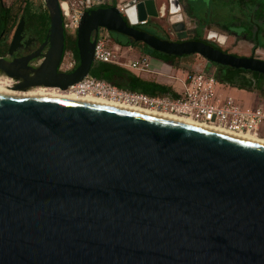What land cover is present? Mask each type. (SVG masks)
<instances>
[{"label":"water","instance_id":"water-1","mask_svg":"<svg viewBox=\"0 0 264 264\" xmlns=\"http://www.w3.org/2000/svg\"><path fill=\"white\" fill-rule=\"evenodd\" d=\"M96 1L76 32L73 73H59L60 0H44L50 30L39 55L0 60V72L65 92L90 75L104 29L167 56L264 75V61L138 27L168 20L181 31V0ZM48 43L41 66L24 71ZM0 264H264V145L125 109L0 93Z\"/></svg>","mask_w":264,"mask_h":264},{"label":"built area","instance_id":"built-area-1","mask_svg":"<svg viewBox=\"0 0 264 264\" xmlns=\"http://www.w3.org/2000/svg\"><path fill=\"white\" fill-rule=\"evenodd\" d=\"M63 3L68 5L65 10ZM65 28L76 35L83 13L72 15L75 5L70 0H60ZM90 9L91 1L83 2ZM119 10L124 11L123 5ZM142 22L140 25H146ZM110 41L104 36H98L94 52V63L114 65L128 71L152 73L149 54H141L136 59H125L124 55L132 53L133 47L121 46L112 49ZM170 84L176 95L150 96L140 92L121 89L105 80L96 79L90 75L79 83L71 86L66 92L81 97H91L105 100L132 108L157 111L189 119L200 125L225 130L235 134H249L264 140V99L255 109H240L232 97L218 96L219 82L214 74L204 71L187 73L181 77L169 75ZM183 89L178 91L176 84Z\"/></svg>","mask_w":264,"mask_h":264},{"label":"flooded vegetation","instance_id":"flooded-vegetation-1","mask_svg":"<svg viewBox=\"0 0 264 264\" xmlns=\"http://www.w3.org/2000/svg\"><path fill=\"white\" fill-rule=\"evenodd\" d=\"M7 2L0 0V60L11 64L38 53L47 42L50 24L48 27L41 24L34 26L24 19L22 40L17 50L11 54L14 37L23 17L18 18L13 11L16 0L10 5H6ZM181 3L184 28H180L181 31L173 29L174 38L166 36L167 40L179 42L178 35L182 34L186 36L185 41H203L225 54L264 61V0H181ZM213 35L216 37H212ZM221 37L224 38L222 43L219 41ZM76 40L77 35L66 30L65 55L59 70L60 74H71L80 64L73 48ZM48 49L49 43L42 50L41 56L22 69L30 71L40 67ZM67 55L70 58V66L63 68ZM210 65L216 67L215 72H218L215 63ZM0 83L6 84L7 91L18 92L24 88H39L22 85L16 79H8L2 72H0Z\"/></svg>","mask_w":264,"mask_h":264},{"label":"rangeland","instance_id":"rangeland-1","mask_svg":"<svg viewBox=\"0 0 264 264\" xmlns=\"http://www.w3.org/2000/svg\"><path fill=\"white\" fill-rule=\"evenodd\" d=\"M7 1L8 2L6 3V5H10L13 0H7ZM70 1L72 4L75 5V8H74L75 12L73 11L72 15L74 13L80 14L87 10V8H85L83 4L85 0H70ZM118 1H121V0H118ZM125 1L126 0H122V3ZM27 2L29 4L32 14H36V15L45 14L46 7H45L44 0H27ZM24 3H25V0H16V2L14 3L13 11L15 14H17L18 18L22 16L23 9H24L23 8ZM112 3H113L112 0H103L102 5H111ZM98 4L99 3L96 0H91V6L94 7V6H97ZM63 7L64 9H67L66 4ZM154 21L158 23L157 25H160L159 26L160 29L157 30L151 23L149 25H139L138 27L162 39L167 40L168 38L166 36H169L172 39L174 38V32L172 31L173 29L171 28V25L168 22V20H164V21L154 20ZM98 36L106 37L110 41L109 47L112 49L116 50L117 48L121 47V44L116 42L115 36L111 35L110 32L105 31L104 29H101ZM133 48H134V51H132V53L124 55L126 60L139 58L141 54H144L143 52L149 50V47L145 44H139L137 47H133ZM149 56L152 58L151 70L154 72L152 76L158 77L162 81L170 82L169 78L167 77L169 75H173V76L176 75V76L181 77L183 75H186L187 73L193 74L195 72H201V71L214 74L216 78L219 75V74L217 75L218 72H215L216 67L211 66L207 60L200 57L199 55L188 56V57H184L180 59H173V58L166 59L162 57L161 55L150 52ZM68 66H70V58L67 55L63 68H67ZM93 72H94V68H92L90 72V76L92 77H93L92 75ZM147 75L148 76H143L144 77L143 79L154 80V78L151 77V74L147 73ZM218 82H219L218 93H217L218 96L220 98L232 97L240 109H243V110L255 109L261 104L262 100L264 99V96H262V94L258 90L247 91V90L239 89L237 87H233L229 83H224L220 81ZM175 84L177 87L180 88V84L178 83H175Z\"/></svg>","mask_w":264,"mask_h":264},{"label":"trees","instance_id":"trees-1","mask_svg":"<svg viewBox=\"0 0 264 264\" xmlns=\"http://www.w3.org/2000/svg\"><path fill=\"white\" fill-rule=\"evenodd\" d=\"M115 2L112 5H117L116 0H113ZM108 6V5H107ZM23 13L22 16L24 19H26L28 22L33 24L34 26L46 25V27L50 24V17L49 13L46 10L45 14H32L29 4L27 0H25L24 7H23ZM37 17V19H36ZM47 29V28H46ZM111 35L115 36L116 42L121 44V46H130V47H137L139 44H134L129 42V40L121 36L119 34H116L114 32H110ZM162 39V38H161ZM74 53L76 54V57L79 61V51H78V45L77 40L74 43ZM150 52H153L155 54L161 55L164 58H173V59H180L174 56H167L158 52L152 51L150 48L148 51L143 52L144 54H149ZM178 65V64H177ZM176 65V66H177ZM218 67V77L216 78L220 82L229 83L233 87H237L242 90L247 91H254L258 90L262 96H264V76L260 75L255 72L246 71L243 69H233L230 67H225L222 65H216ZM94 72L93 77L100 80H105L108 83L115 85L121 89L130 90L133 92H140L144 93L150 96H164V95H176L175 90L172 86L162 84L159 82H156L154 80H147L143 79L142 77L134 74L131 71H128L124 68L117 67L114 65L109 64H102L97 63L94 65Z\"/></svg>","mask_w":264,"mask_h":264},{"label":"bare ground","instance_id":"bare-ground-1","mask_svg":"<svg viewBox=\"0 0 264 264\" xmlns=\"http://www.w3.org/2000/svg\"><path fill=\"white\" fill-rule=\"evenodd\" d=\"M65 4L66 3H63V6ZM67 9H68V5H67ZM67 9H65V10H67ZM128 15L130 16L132 22H136L137 21L136 14H135L134 10H130L128 12ZM212 37H216V36L213 35ZM219 41L222 43L224 41V38L222 37L221 39H219ZM8 84H9V82H8ZM5 85L3 83H0V93L14 94V95L28 96V97H49V98L70 99V100H77V101L83 102V103H92V104H97V105H103V106H108V107L125 109V110L134 111V112L141 113V114H146V115H150V116L160 117V118H163V119H168V120H172V121H176V122H180V123H184V124L200 127V128H203V129H207V130H210V131L217 132V133L229 135V136H232V137H236V138H240V139H244V140H247V141H251V142H254V143H258V144L264 145V140L256 138L253 135H249V134H235V133H231V132H228V131H225V130H221V129L206 127V126L200 125V124H198L196 122H193V121H191L189 119L182 118V117L175 116V115H170V114L161 113V112H157V111H149V110L137 109V108H132V107L125 106V105L113 104V103H110V102H107L105 100L98 99V98L81 97V96H78V95L73 94L71 92H66V91L64 92V91H61L59 89H53V88H45V89H41L43 87L35 88V89L34 88L33 89L24 88V89H22V90H20L18 92L17 91H13V90L12 91H7L8 87L5 86ZM50 90H52V91H50Z\"/></svg>","mask_w":264,"mask_h":264},{"label":"crops","instance_id":"crops-1","mask_svg":"<svg viewBox=\"0 0 264 264\" xmlns=\"http://www.w3.org/2000/svg\"><path fill=\"white\" fill-rule=\"evenodd\" d=\"M112 5V4H111ZM119 5H121V4H119V2H118V6ZM140 55V54H139ZM136 59V58H135ZM134 74H136V75H138V76H140V77H142V78H144L143 76H148L147 75V73H143V72H139V71H132ZM153 71H152V73H148V74H151V77H153L152 75H153ZM154 78V81H156V82H159V83H162V84H166V85H169V86H171V84H170V82H166V81H162L160 78H158V77H153ZM176 88H177V90L178 91H182V89H183V87H182V85L180 84V88L179 87H177L176 86Z\"/></svg>","mask_w":264,"mask_h":264}]
</instances>
